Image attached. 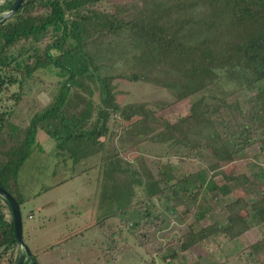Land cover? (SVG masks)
<instances>
[{
	"label": "trees",
	"instance_id": "trees-1",
	"mask_svg": "<svg viewBox=\"0 0 264 264\" xmlns=\"http://www.w3.org/2000/svg\"><path fill=\"white\" fill-rule=\"evenodd\" d=\"M12 1L0 0V13ZM48 73L57 79L40 105L27 96L44 91L40 74ZM134 74L172 102L188 101L186 112L168 120L144 101L122 103L117 80L130 82ZM0 95V186L22 213L19 172L41 149L38 132L45 133L54 144L49 156L65 160L71 177L97 168L98 224L112 260L133 235L127 210L137 209L136 228L142 225L148 238L160 216L153 213L155 199L170 202L164 209L174 213L180 204L195 203L205 188L233 194L222 219L198 230L189 224L187 232L172 238L180 242V252L209 236L237 238L264 221V195L246 199L264 171L223 169L245 147L230 151L210 112L231 97L237 112L248 108L251 123L262 129L258 150L264 154V0H26L0 21ZM151 105L166 106L161 100ZM147 142L164 146L166 154L146 159L140 145ZM171 153L197 159L203 167L173 178V161L163 157ZM217 177L222 185L214 182ZM4 207L0 196V231L9 236L0 244V264H15L12 216L8 222ZM244 256L248 264H263ZM36 257L31 253L29 264H38ZM179 257L173 251L161 259L172 264ZM144 262L153 264L155 258Z\"/></svg>",
	"mask_w": 264,
	"mask_h": 264
},
{
	"label": "rangeland",
	"instance_id": "rangeland-1",
	"mask_svg": "<svg viewBox=\"0 0 264 264\" xmlns=\"http://www.w3.org/2000/svg\"><path fill=\"white\" fill-rule=\"evenodd\" d=\"M40 77L43 78L44 83H39L38 86L44 87V91L36 95L32 94V96L30 94L27 97L41 105L47 103L48 91L51 90L49 83L54 85L57 77L49 73L40 74ZM117 87L121 90L119 98L122 103L144 101L152 109L161 112L168 120H173L184 114L189 105L188 101L172 102L171 96L165 91L138 81L136 74L133 75V80L130 82L117 80ZM13 90L15 89L11 88L10 91ZM7 95L9 94L7 93ZM9 99L6 100L7 105L10 104ZM157 100H161L166 106L163 109L152 106L151 104ZM2 104L4 105V103ZM30 105L34 104L30 103ZM1 109L2 107H0ZM210 110L226 147L232 152L245 147L243 152L238 153L235 160L224 162L223 169L226 172H243L249 175L255 171H264V154L258 150V139L262 136V129L251 123L249 109L245 108L244 112H237L231 97L220 105L213 106ZM38 136L44 139L46 146H49L47 144L50 141L47 140L48 136L45 133L38 132ZM140 151L144 157L146 156V159L149 157L153 161L157 160L158 157L155 156V153L158 151L166 154L164 146L152 145L149 142L142 143ZM129 153L127 158L130 160ZM177 155L178 153L163 155L164 158L169 157L173 161V178L203 167L201 161L197 159H186L185 157L179 159ZM44 158L46 157L42 155L34 158L31 156L18 176L19 183L24 181L26 183L22 193L27 198L21 206V217L25 223L22 237L31 253L37 256L38 264H146L144 260L151 257L155 258L154 263L164 264L161 258L169 256L173 251L180 257L175 259L172 264H216L222 261H227L229 264H248L244 254L248 257L256 256L264 264V221L251 225L248 231L237 238L224 239L217 235L209 236L183 252H180V242L172 241V238L187 232L189 224L192 229L198 230L202 225L224 217L223 205L233 198V194H216L217 191H211L210 188L202 189L201 197L195 203L189 200L184 205L176 206L174 213L164 209L165 207L171 208L170 202L166 203L164 200L155 199L153 213L160 216H158L157 225L146 232L149 240L142 236L145 232L142 225L138 229L135 226L134 229H131L133 235L128 236L127 243H121L120 255L112 260L104 249L103 240L107 237L104 238V235H100L98 223H95L98 216L92 219V214H89L92 202L89 194L94 190L91 182L94 186L96 178L99 181L96 175L97 168L93 172L71 178L59 188L49 190L47 188L51 183L63 177H69L70 173L66 170L65 160H61L60 156L51 155L47 157V160L51 161L48 166H36L40 173L42 171L46 174H39L36 178L31 179L28 173L30 166H34V162L40 163ZM67 166L69 167L68 163ZM46 175L47 177L44 178ZM24 176H26L25 180ZM214 182L219 186L224 183V180L217 177ZM41 188L44 190L34 199L33 194ZM261 192H264V177H260L256 189L249 190L246 199L249 202L255 200L259 194L260 197L264 195ZM212 195L213 197H211ZM50 201L52 202L50 203ZM3 210L9 222L10 210L6 207ZM127 212L131 219L133 218L132 221L136 220L137 225L139 217L135 216L138 212L137 209L133 207ZM29 214L32 217L27 218ZM243 214L245 215L244 211ZM93 222L94 225H92ZM107 223L115 229L116 224L113 219L110 221L109 218ZM107 228L109 227L107 226L105 229ZM83 230L86 231L85 234H83ZM109 231H111L110 228ZM127 235L128 233H126ZM8 239L9 236L7 238V234L0 231V244ZM257 243L258 245L253 248L252 246ZM20 251L21 249L17 247V253ZM238 253H240V257L237 255Z\"/></svg>",
	"mask_w": 264,
	"mask_h": 264
},
{
	"label": "crops",
	"instance_id": "crops-1",
	"mask_svg": "<svg viewBox=\"0 0 264 264\" xmlns=\"http://www.w3.org/2000/svg\"><path fill=\"white\" fill-rule=\"evenodd\" d=\"M40 136H38V141H39V144H40V147H41V149L40 150H35V152L33 153V155H32V157L34 158V157H38V156H40V155H42L43 157L45 156L46 158H44L40 163H35L34 162V166H30V170H29V175H30V177H31V179H34V178H36L39 174H46V173H42V171H41V173L39 172V168L38 167H36V166H41V165H49L50 163H51V161H48L47 160V157L49 156V154H51L52 152H53V140L50 138V137H48L47 138V140H49L50 141V143H48L47 145H49V146H46V144H44V139H41V138H39ZM46 142V141H45ZM45 162H48V163H45ZM66 168H67V165H66ZM45 169H46V167H45ZM66 170H68L69 171V173H70V170L67 168ZM93 171H95V168H92L89 172H87V173H90V172H93ZM87 173H85V174H87ZM81 175H83V174H81ZM81 175H77V176H81ZM47 177V175L46 176H44V178H46ZM74 177H76V176H74ZM51 178V177H50ZM71 178H73V177H71V176H67V177H63L62 179H59L58 181H56V182H53V183H51L49 186H48V188L47 189H49V190H51V189H56V188H59V187H61L64 183H66L67 181H69V180H71ZM26 179V176H24V180ZM92 183V188L95 190H92L91 191V193L89 194V197H90V200H91V198H92V202H91V210H90V213L89 214H92V219H94L95 218V216H98L97 217V221H95V223H98L99 222V206H100V204H99V193H100V191H99V182L97 181V179H96V182H95V184H94V186H93V182H91ZM20 184V191H21V194H22V196L25 198V201L27 200V198L24 196V194L22 193L23 192V188H24V185L26 184L25 183V181L24 182H20L19 183ZM46 189V190H47ZM44 189H40L38 192H36V193H34L33 194V196H34V199L38 196V195H40V193L43 191ZM45 190V191H46ZM89 197H86L87 199L89 198ZM52 201H50V203H51ZM128 213V212H127ZM127 216V215H126ZM129 216V215H128ZM30 217H32L31 216V214H29L28 216H27V218H30ZM110 221H111V219H110ZM24 225H25V223H24ZM92 225H94V222H93V224ZM23 227L24 226H22V232H23ZM98 228H99V232H100V235H103V233H102V231H101V229H100V226H99V224H98ZM86 233V231L85 230H83V234H85ZM30 251V250H29ZM31 252V251H30Z\"/></svg>",
	"mask_w": 264,
	"mask_h": 264
},
{
	"label": "water",
	"instance_id": "water-1",
	"mask_svg": "<svg viewBox=\"0 0 264 264\" xmlns=\"http://www.w3.org/2000/svg\"><path fill=\"white\" fill-rule=\"evenodd\" d=\"M26 0H13L9 5L8 9L0 13V21L5 20L9 16H11L18 8L25 2ZM0 196L6 201L8 208L10 210L12 216V227H13V235L17 242V247L21 249L18 253V257L15 264H29L31 258V252L28 247L25 245L22 237V219L19 205L16 199L10 194L7 190L0 186ZM129 228L134 229L136 226V220H133L129 223ZM28 258V262L26 259Z\"/></svg>",
	"mask_w": 264,
	"mask_h": 264
}]
</instances>
